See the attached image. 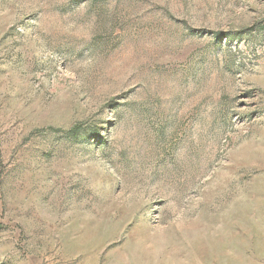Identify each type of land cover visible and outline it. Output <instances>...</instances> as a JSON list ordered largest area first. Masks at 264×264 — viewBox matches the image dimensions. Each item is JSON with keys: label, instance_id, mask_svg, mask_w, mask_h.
I'll return each mask as SVG.
<instances>
[{"label": "rangeland", "instance_id": "obj_1", "mask_svg": "<svg viewBox=\"0 0 264 264\" xmlns=\"http://www.w3.org/2000/svg\"><path fill=\"white\" fill-rule=\"evenodd\" d=\"M0 264H264V0H0Z\"/></svg>", "mask_w": 264, "mask_h": 264}, {"label": "trees", "instance_id": "obj_2", "mask_svg": "<svg viewBox=\"0 0 264 264\" xmlns=\"http://www.w3.org/2000/svg\"><path fill=\"white\" fill-rule=\"evenodd\" d=\"M76 128H77V127H76ZM76 128H75V129H76Z\"/></svg>", "mask_w": 264, "mask_h": 264}]
</instances>
